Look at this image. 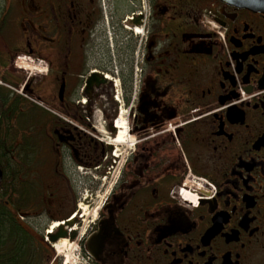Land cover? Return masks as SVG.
Wrapping results in <instances>:
<instances>
[{"label":"flooded vegetation","instance_id":"af4514ba","mask_svg":"<svg viewBox=\"0 0 264 264\" xmlns=\"http://www.w3.org/2000/svg\"><path fill=\"white\" fill-rule=\"evenodd\" d=\"M0 195L88 264H264V10L0 0Z\"/></svg>","mask_w":264,"mask_h":264},{"label":"trees","instance_id":"16d2710c","mask_svg":"<svg viewBox=\"0 0 264 264\" xmlns=\"http://www.w3.org/2000/svg\"><path fill=\"white\" fill-rule=\"evenodd\" d=\"M52 258L53 253L43 238L18 223L0 200V264H49Z\"/></svg>","mask_w":264,"mask_h":264},{"label":"rangeland","instance_id":"374dc122","mask_svg":"<svg viewBox=\"0 0 264 264\" xmlns=\"http://www.w3.org/2000/svg\"><path fill=\"white\" fill-rule=\"evenodd\" d=\"M186 197L188 200H192L191 196L187 195L184 198ZM77 245L74 242L64 238L55 242L53 245L49 246L53 253V258L50 260V262L53 264H88L85 258L79 254V246Z\"/></svg>","mask_w":264,"mask_h":264},{"label":"water","instance_id":"95a60500","mask_svg":"<svg viewBox=\"0 0 264 264\" xmlns=\"http://www.w3.org/2000/svg\"><path fill=\"white\" fill-rule=\"evenodd\" d=\"M225 1L231 2L241 7H246L254 10L264 9V0H225ZM57 230L58 231L55 234L54 232L49 234L50 241L55 242L59 238H64L67 236L66 233L62 231L61 226H59Z\"/></svg>","mask_w":264,"mask_h":264},{"label":"bare ground","instance_id":"6f19581e","mask_svg":"<svg viewBox=\"0 0 264 264\" xmlns=\"http://www.w3.org/2000/svg\"><path fill=\"white\" fill-rule=\"evenodd\" d=\"M261 10H264V9H261ZM72 220V219H71ZM55 227H57V224L55 223V224H53V229L55 228ZM50 230V229H49ZM63 241V240H62ZM64 243V242H63ZM63 243H61V244H63Z\"/></svg>","mask_w":264,"mask_h":264}]
</instances>
